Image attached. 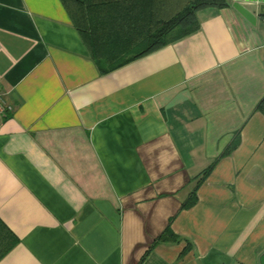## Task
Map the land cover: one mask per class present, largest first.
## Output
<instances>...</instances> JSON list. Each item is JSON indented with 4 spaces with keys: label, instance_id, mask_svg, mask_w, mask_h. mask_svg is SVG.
Listing matches in <instances>:
<instances>
[{
    "label": "crops",
    "instance_id": "0c3cea01",
    "mask_svg": "<svg viewBox=\"0 0 264 264\" xmlns=\"http://www.w3.org/2000/svg\"><path fill=\"white\" fill-rule=\"evenodd\" d=\"M229 1L102 73L63 0H0V264H260L264 16Z\"/></svg>",
    "mask_w": 264,
    "mask_h": 264
},
{
    "label": "trees",
    "instance_id": "16d2710c",
    "mask_svg": "<svg viewBox=\"0 0 264 264\" xmlns=\"http://www.w3.org/2000/svg\"><path fill=\"white\" fill-rule=\"evenodd\" d=\"M91 58L109 73L200 28L197 11L229 0H63ZM264 16V15H263ZM264 99L259 107L263 108ZM197 201L196 189L183 204ZM159 240L178 241L168 227Z\"/></svg>",
    "mask_w": 264,
    "mask_h": 264
},
{
    "label": "water",
    "instance_id": "95a60500",
    "mask_svg": "<svg viewBox=\"0 0 264 264\" xmlns=\"http://www.w3.org/2000/svg\"><path fill=\"white\" fill-rule=\"evenodd\" d=\"M233 7L249 22L255 24L259 16L264 15V0H232ZM250 6L254 7L252 10ZM264 264V254L260 257Z\"/></svg>",
    "mask_w": 264,
    "mask_h": 264
},
{
    "label": "built area",
    "instance_id": "2783aa9c",
    "mask_svg": "<svg viewBox=\"0 0 264 264\" xmlns=\"http://www.w3.org/2000/svg\"><path fill=\"white\" fill-rule=\"evenodd\" d=\"M14 110V105L7 101L4 95L0 94V117L5 114L12 112Z\"/></svg>",
    "mask_w": 264,
    "mask_h": 264
}]
</instances>
